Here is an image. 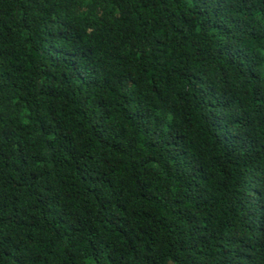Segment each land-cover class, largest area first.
I'll return each instance as SVG.
<instances>
[{
	"label": "trees",
	"instance_id": "16d2710c",
	"mask_svg": "<svg viewBox=\"0 0 264 264\" xmlns=\"http://www.w3.org/2000/svg\"><path fill=\"white\" fill-rule=\"evenodd\" d=\"M0 264H264V0H0Z\"/></svg>",
	"mask_w": 264,
	"mask_h": 264
}]
</instances>
